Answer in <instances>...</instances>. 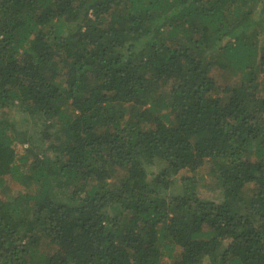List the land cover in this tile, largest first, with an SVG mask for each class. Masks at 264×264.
I'll list each match as a JSON object with an SVG mask.
<instances>
[{
  "label": "trees",
  "instance_id": "16d2710c",
  "mask_svg": "<svg viewBox=\"0 0 264 264\" xmlns=\"http://www.w3.org/2000/svg\"><path fill=\"white\" fill-rule=\"evenodd\" d=\"M254 15L0 0V264H264Z\"/></svg>",
  "mask_w": 264,
  "mask_h": 264
},
{
  "label": "rangeland",
  "instance_id": "374dc122",
  "mask_svg": "<svg viewBox=\"0 0 264 264\" xmlns=\"http://www.w3.org/2000/svg\"><path fill=\"white\" fill-rule=\"evenodd\" d=\"M254 24L251 26V28L247 32L248 41L251 43H257V46L264 48V21L262 20L263 17L260 16H253ZM233 41V40H232ZM217 73H220V70H216ZM219 76V75H217ZM216 76V77H217ZM224 77H221V81H224ZM224 84V83H223ZM24 150L21 147H18V154H23Z\"/></svg>",
  "mask_w": 264,
  "mask_h": 264
}]
</instances>
